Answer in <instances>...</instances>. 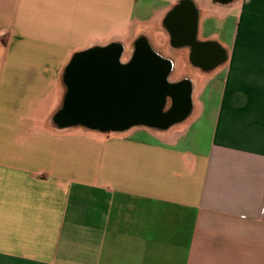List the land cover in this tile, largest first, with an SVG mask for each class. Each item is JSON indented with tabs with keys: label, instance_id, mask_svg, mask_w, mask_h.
<instances>
[{
	"label": "crops",
	"instance_id": "obj_1",
	"mask_svg": "<svg viewBox=\"0 0 264 264\" xmlns=\"http://www.w3.org/2000/svg\"><path fill=\"white\" fill-rule=\"evenodd\" d=\"M141 42L176 119L60 122L112 113L126 81L93 80ZM0 264H264V0H0Z\"/></svg>",
	"mask_w": 264,
	"mask_h": 264
},
{
	"label": "water",
	"instance_id": "obj_2",
	"mask_svg": "<svg viewBox=\"0 0 264 264\" xmlns=\"http://www.w3.org/2000/svg\"><path fill=\"white\" fill-rule=\"evenodd\" d=\"M170 25L174 32L177 33V42H191V16L187 8H180L176 10L171 16ZM139 54L133 60L132 64L128 66L123 73V81H126L124 94L118 93L116 87H112L111 96L109 97L113 104L110 114L104 113H88L87 99L80 97L77 102L70 98L68 105L60 116V122H73L75 120L83 121L86 124L103 122L108 120L111 125L114 121H124L120 123H127L129 121H137L145 125H153L158 127H165L178 116L176 110L163 113L165 100L168 96L174 97L177 104H182V96L184 91L176 86H170L166 83V76L169 72L170 65L161 60L159 57L151 53L145 43H139ZM117 49L110 50L111 57H117ZM141 53V54H140ZM141 55V56H140ZM90 57L80 58L69 73L68 81H91L86 77V74L79 71L82 68V63ZM97 60L99 57H95ZM119 77L121 74L116 72ZM116 80V79H115ZM93 81H113L112 78L106 77V71H99L98 77ZM135 81H138L137 89L135 88ZM136 90H138L136 92ZM140 92V94H139ZM138 93V94H137ZM136 96V97H135ZM99 102H104L105 98L99 97ZM124 103L123 113L115 112L118 107L117 104ZM116 123V122H115Z\"/></svg>",
	"mask_w": 264,
	"mask_h": 264
},
{
	"label": "flooded vegetation",
	"instance_id": "obj_3",
	"mask_svg": "<svg viewBox=\"0 0 264 264\" xmlns=\"http://www.w3.org/2000/svg\"><path fill=\"white\" fill-rule=\"evenodd\" d=\"M111 53L105 57V60H106L105 62H106V64L108 63L106 66V77L112 78L113 81H123V73H124L125 69L128 66H130L132 63H129L127 66H121V67L117 66L116 67L114 64L113 57H111L112 56ZM138 54H139V48L137 49L136 55H138ZM135 58H136V56H135ZM117 69H118V72L121 74V76H119V77L116 75ZM175 101H176V105H175L176 113L175 114H177L181 110V106H180V104H177L178 103L177 100H175ZM182 104H183V106L187 105V97H186L185 92L183 93V96H182Z\"/></svg>",
	"mask_w": 264,
	"mask_h": 264
},
{
	"label": "trees",
	"instance_id": "obj_4",
	"mask_svg": "<svg viewBox=\"0 0 264 264\" xmlns=\"http://www.w3.org/2000/svg\"><path fill=\"white\" fill-rule=\"evenodd\" d=\"M72 65V63H70L69 64V66H68V68H67V72H68V70L70 69V66ZM57 117V116H56Z\"/></svg>",
	"mask_w": 264,
	"mask_h": 264
},
{
	"label": "rangeland",
	"instance_id": "obj_5",
	"mask_svg": "<svg viewBox=\"0 0 264 264\" xmlns=\"http://www.w3.org/2000/svg\"><path fill=\"white\" fill-rule=\"evenodd\" d=\"M125 57H126V55H125ZM125 57H124V59H125Z\"/></svg>",
	"mask_w": 264,
	"mask_h": 264
}]
</instances>
